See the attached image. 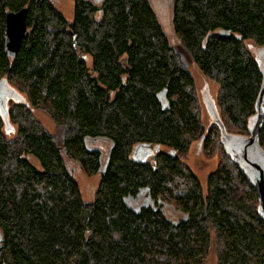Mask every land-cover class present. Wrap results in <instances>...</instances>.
I'll use <instances>...</instances> for the list:
<instances>
[{
	"label": "trees",
	"instance_id": "trees-1",
	"mask_svg": "<svg viewBox=\"0 0 264 264\" xmlns=\"http://www.w3.org/2000/svg\"><path fill=\"white\" fill-rule=\"evenodd\" d=\"M72 3L68 21L50 0H0V80L24 98L8 106L13 138L0 116V264H262L252 176L225 138L243 144L256 115L263 77L245 41L264 45V0H172L174 45L149 0ZM24 8L9 55L4 17ZM192 66L217 87L208 136ZM202 138L221 154L205 192L184 161ZM66 160L99 177L92 201Z\"/></svg>",
	"mask_w": 264,
	"mask_h": 264
},
{
	"label": "rangeland",
	"instance_id": "rangeland-1",
	"mask_svg": "<svg viewBox=\"0 0 264 264\" xmlns=\"http://www.w3.org/2000/svg\"><path fill=\"white\" fill-rule=\"evenodd\" d=\"M101 0H94L95 3ZM53 6L63 15L68 21L72 20L73 17V3L72 0H50ZM151 7L154 11L156 19L158 20L164 35L166 36L168 42L171 45L177 43V38L173 31L172 25V0H149ZM245 46L252 53L254 59L259 63L264 74V45H257L254 42L247 40L245 41ZM87 65L90 66V61L87 59ZM195 87L198 93V99L202 108V124L204 127V134L208 136L209 131H213V124L218 121V111L215 104V97L217 93V87L215 84L204 78L199 71L194 67L189 68ZM3 84V83H2ZM0 84V86L2 85ZM11 88L10 85H3L1 87V95H4ZM6 100V99H5ZM24 102V98L20 95L17 97L15 95L12 98L7 99V106L11 102ZM34 117L50 132L55 131L54 125L50 119L43 113L34 110ZM4 133L7 139L14 137L13 128L9 124H4ZM204 138V137H203ZM203 138L192 143L185 158V163L190 167L195 176L198 178L203 191L206 190V178L208 174L214 171L220 162L221 154L219 150H216L215 143H212L206 148ZM217 138V137H216ZM93 146L105 148L102 142L94 141ZM256 146H251L254 149ZM211 154H213L211 156ZM67 166L72 170V175L78 184V188L82 199L85 202H90L94 198L95 191L99 182L98 176H87L82 169L75 163L66 160ZM169 212H172L171 210ZM175 216V214H173ZM206 264H216L214 253L211 252L207 258Z\"/></svg>",
	"mask_w": 264,
	"mask_h": 264
},
{
	"label": "water",
	"instance_id": "water-1",
	"mask_svg": "<svg viewBox=\"0 0 264 264\" xmlns=\"http://www.w3.org/2000/svg\"><path fill=\"white\" fill-rule=\"evenodd\" d=\"M4 23L6 52L9 55H16L24 39L27 29V10L24 8L16 12H7L4 17ZM260 71L263 80L259 95L256 99V115L250 123V135L243 144H237L233 141L228 142V140L225 138V146L228 145L227 150L232 154H238L239 160L243 164V168L250 172L256 198L259 203V212L264 222V151L260 149L256 142L258 138L259 127L262 124L263 120L262 101L264 99V74L261 67ZM7 83L8 82L5 79L0 80V84H2L0 86V93L1 87L3 85L7 86ZM13 95L20 97V94H18L12 87L9 88V91L4 95L0 94V116L4 124L10 125L8 119V106L6 103L7 99L12 98ZM251 146L256 147L254 149H251V151L249 152ZM146 151L148 155H153L159 151V146L153 147L152 145H149L146 148ZM147 203H150V199H146L142 205ZM262 264H264V237Z\"/></svg>",
	"mask_w": 264,
	"mask_h": 264
},
{
	"label": "flooded vegetation",
	"instance_id": "flooded-vegetation-1",
	"mask_svg": "<svg viewBox=\"0 0 264 264\" xmlns=\"http://www.w3.org/2000/svg\"><path fill=\"white\" fill-rule=\"evenodd\" d=\"M12 103V102H11ZM10 104V103H9ZM3 131H5L4 129H3Z\"/></svg>",
	"mask_w": 264,
	"mask_h": 264
}]
</instances>
